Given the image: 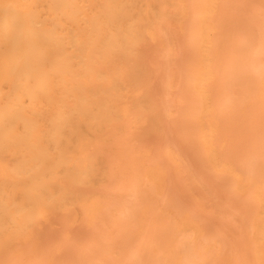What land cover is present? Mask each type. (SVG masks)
Segmentation results:
<instances>
[{
	"label": "snow or ice",
	"instance_id": "1",
	"mask_svg": "<svg viewBox=\"0 0 264 264\" xmlns=\"http://www.w3.org/2000/svg\"><path fill=\"white\" fill-rule=\"evenodd\" d=\"M33 7L3 5L25 13ZM174 7L182 11L167 16L166 30L157 36L155 29L141 26L135 42L159 44L154 67L163 69L165 60L173 61L165 33L185 26L199 33V51L214 50L215 65L203 67L197 50L183 63L177 54L180 86L170 99L183 93L179 110L165 105L140 112L133 97L142 94L143 85L113 82L120 95L109 134L80 145L94 158L97 174L106 176L105 187L127 195L131 227L102 228L103 209L89 207L96 198L90 192L82 196L86 232L71 222L54 224L56 206L40 191L32 203L33 224L6 230L0 238V264H264V0H192ZM120 41L127 47L133 38L124 33ZM176 135L226 179L232 231L209 226L194 203L177 206L169 200L172 186L188 174L186 161L170 147ZM4 179L7 186L9 177ZM8 211L6 205V219ZM146 223L157 227L146 229ZM165 239L175 246L158 250ZM120 248L123 256L105 258ZM180 253L186 255L177 259Z\"/></svg>",
	"mask_w": 264,
	"mask_h": 264
},
{
	"label": "bare ground",
	"instance_id": "2",
	"mask_svg": "<svg viewBox=\"0 0 264 264\" xmlns=\"http://www.w3.org/2000/svg\"><path fill=\"white\" fill-rule=\"evenodd\" d=\"M191 2L0 0V238L6 230L33 224L32 203L40 191L56 206L54 224L71 222L76 231L86 232L89 221L82 196L90 192L96 198L89 207L103 209L102 228L131 227L127 195L105 187L106 176L97 174L94 158L80 145L109 134L120 95L113 82L127 86L132 80L143 85L142 94L133 97L140 112L151 113L165 105L179 110L183 93L170 99L172 90L180 86L177 54L183 63L197 50L203 67L215 65L214 50L199 51V33L185 26L165 33L173 61L169 65L165 60L163 69L154 67L159 62V44L135 42L141 26L155 29L159 36L161 28L168 27L167 16L182 11L174 6ZM5 3L37 7L27 13L6 11ZM37 23L42 27L37 28ZM124 33L133 38L127 47L120 41ZM170 147L182 155L188 174L172 186L169 200L177 206L194 203L209 226L232 231L234 226L227 222L232 208L226 179L180 135L172 138ZM128 151L136 155L133 149ZM174 189L178 195L173 201ZM144 227L154 230L157 225ZM175 243L165 239L158 250L166 251ZM123 255L120 248L105 258Z\"/></svg>",
	"mask_w": 264,
	"mask_h": 264
},
{
	"label": "rangeland",
	"instance_id": "3",
	"mask_svg": "<svg viewBox=\"0 0 264 264\" xmlns=\"http://www.w3.org/2000/svg\"><path fill=\"white\" fill-rule=\"evenodd\" d=\"M173 187H174V185H173ZM175 191V189L173 190V192ZM176 194L178 195V193H177V191H175V193H174V196L175 197H171V199L173 200V198H176ZM174 201V200H173ZM59 223V222H58Z\"/></svg>",
	"mask_w": 264,
	"mask_h": 264
}]
</instances>
